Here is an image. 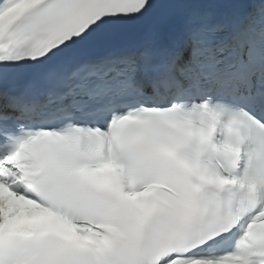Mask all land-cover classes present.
<instances>
[{
  "label": "snow or ice",
  "instance_id": "obj_1",
  "mask_svg": "<svg viewBox=\"0 0 264 264\" xmlns=\"http://www.w3.org/2000/svg\"><path fill=\"white\" fill-rule=\"evenodd\" d=\"M0 264H264V0H0Z\"/></svg>",
  "mask_w": 264,
  "mask_h": 264
}]
</instances>
